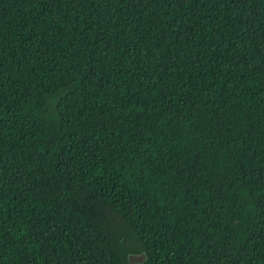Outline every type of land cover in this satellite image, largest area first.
Instances as JSON below:
<instances>
[{"label": "trees", "instance_id": "trees-1", "mask_svg": "<svg viewBox=\"0 0 264 264\" xmlns=\"http://www.w3.org/2000/svg\"><path fill=\"white\" fill-rule=\"evenodd\" d=\"M264 264V0H0V264Z\"/></svg>", "mask_w": 264, "mask_h": 264}, {"label": "water", "instance_id": "water-1", "mask_svg": "<svg viewBox=\"0 0 264 264\" xmlns=\"http://www.w3.org/2000/svg\"><path fill=\"white\" fill-rule=\"evenodd\" d=\"M146 259L145 255L144 254H141V255H132V254H129L127 256V262L128 264H136V263H142L144 262Z\"/></svg>", "mask_w": 264, "mask_h": 264}]
</instances>
